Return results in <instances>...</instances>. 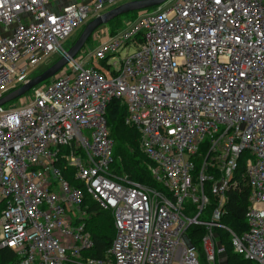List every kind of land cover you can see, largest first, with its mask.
<instances>
[{"label":"built area","instance_id":"built-area-1","mask_svg":"<svg viewBox=\"0 0 264 264\" xmlns=\"http://www.w3.org/2000/svg\"><path fill=\"white\" fill-rule=\"evenodd\" d=\"M130 1L0 0V99ZM105 32L25 107H0V251L12 264H199L200 240L216 264L224 232L235 254L264 264V0H167ZM113 100L158 189L111 172ZM241 184L247 231L236 235L223 218ZM86 197L113 218L102 259L83 256L93 246Z\"/></svg>","mask_w":264,"mask_h":264},{"label":"trees","instance_id":"trees-1","mask_svg":"<svg viewBox=\"0 0 264 264\" xmlns=\"http://www.w3.org/2000/svg\"><path fill=\"white\" fill-rule=\"evenodd\" d=\"M138 14L139 12H135L129 18H125L126 15L121 16L109 22L106 27L109 25L111 29L110 34L114 35L123 28L125 21H134ZM45 83L47 82L43 84ZM126 115V106L122 105L120 101L113 100L108 104L105 117L110 136L114 142V163L111 172L119 176H127L132 182L158 189L159 185L154 182L149 172L151 163L139 149V135L137 131L124 125ZM243 167V161L240 159V170ZM84 204L89 206L90 213L93 212V216L87 224V232L90 234L93 246L89 251L84 252L83 256L102 259L114 237L113 218L109 212L102 211L98 204L91 201L88 197L85 198ZM247 206L248 190L241 184V191L239 193L230 194L226 206V216L223 218V224L236 235H242L247 231L245 221ZM3 209V205H0V213ZM191 230L192 232L201 231L198 228ZM220 235V244L224 245L225 254L219 260V264H254L243 260L239 255L234 253L227 233L220 232ZM191 243L196 246L198 251L201 249L200 240H192ZM14 261L15 255L9 249L0 251V264H12Z\"/></svg>","mask_w":264,"mask_h":264},{"label":"water","instance_id":"water-1","mask_svg":"<svg viewBox=\"0 0 264 264\" xmlns=\"http://www.w3.org/2000/svg\"><path fill=\"white\" fill-rule=\"evenodd\" d=\"M166 1L167 0H133L130 2H126L116 8H113L112 10H109L104 14L92 19L82 29L73 45L66 52L65 56L57 59L56 62H54L40 74L33 77L27 84L17 88L16 90L1 98L0 107L8 102L23 97L25 94L32 91L35 87L53 78L61 69H63L67 65L68 59H74L79 54V52L82 51L87 41L99 28L106 26L109 22L121 16L135 12H145L147 10H151L155 7L163 5Z\"/></svg>","mask_w":264,"mask_h":264},{"label":"rangeland","instance_id":"rangeland-1","mask_svg":"<svg viewBox=\"0 0 264 264\" xmlns=\"http://www.w3.org/2000/svg\"><path fill=\"white\" fill-rule=\"evenodd\" d=\"M130 15H133V13H131ZM130 15H126L125 18H129ZM126 22H128V21H125V23ZM101 29H104L106 31L105 33H107L108 35L110 34L111 29L109 28V25L107 27L106 26L105 27H102ZM78 35H79V31L77 33L73 34L69 39H67L66 42H64L62 44V48L64 50L68 51L69 48L73 45V43L77 39ZM109 36H112V35L110 34ZM95 46H96V42L91 37L90 40L85 44V47L82 50L87 55V49L95 48ZM57 59H58V57L55 56V55L49 56L39 67H37L31 73V77H35L39 73L43 72L45 69H47L49 66H51L54 62H56ZM51 79H49L47 81V83H49ZM32 100H33V92L30 91L29 93L25 94L23 97L18 98L16 100H13L11 102H8V103L4 104L2 106V108L4 110L21 109V108L25 107L28 103H30ZM247 162L249 164H252L253 159L252 158L251 159H248ZM198 252L199 253L197 254V258H198L199 264H207L206 263V259H205L204 252L202 250V246H201V249ZM217 263L219 264V261H217Z\"/></svg>","mask_w":264,"mask_h":264},{"label":"flooded vegetation","instance_id":"flooded-vegetation-1","mask_svg":"<svg viewBox=\"0 0 264 264\" xmlns=\"http://www.w3.org/2000/svg\"><path fill=\"white\" fill-rule=\"evenodd\" d=\"M79 34H80V32H79Z\"/></svg>","mask_w":264,"mask_h":264}]
</instances>
